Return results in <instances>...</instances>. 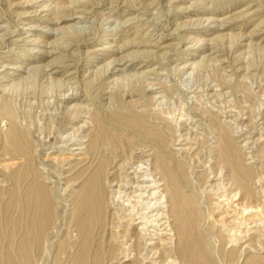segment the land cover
<instances>
[{"label": "rangeland", "instance_id": "obj_1", "mask_svg": "<svg viewBox=\"0 0 264 264\" xmlns=\"http://www.w3.org/2000/svg\"><path fill=\"white\" fill-rule=\"evenodd\" d=\"M116 113H144L156 132L164 127L181 136L171 149L168 142V152L185 149L184 180L199 201H206V189L227 199L231 186L229 197L251 190L264 205V0H0L1 260L13 249L18 264H27L20 248L28 238L33 264H134L116 262L130 236L121 206L108 203L107 225H93L89 242L79 228L86 214L81 199L98 168L117 171L121 180L122 166L142 144L155 147L116 123ZM99 124L125 147L104 140L91 154L84 150ZM70 135H80V145ZM134 160L144 172L139 161L147 157ZM237 164L249 173L243 184ZM218 174L220 180L210 178ZM37 179L55 211L53 227L39 241L28 215L19 220L11 212V219L6 210L13 192H28ZM202 227L217 264L264 258V251L228 253L215 241L209 217ZM114 243V251L100 254ZM149 247L143 256L159 250ZM160 264L189 262L170 256Z\"/></svg>", "mask_w": 264, "mask_h": 264}, {"label": "bare ground", "instance_id": "obj_2", "mask_svg": "<svg viewBox=\"0 0 264 264\" xmlns=\"http://www.w3.org/2000/svg\"><path fill=\"white\" fill-rule=\"evenodd\" d=\"M118 71L121 70L117 69ZM56 73L59 74V71ZM115 117L114 121L116 123L134 128L136 133L145 135L142 136L144 142H148L155 147L150 148L142 144L141 148L135 151V155L129 161H125L124 165L122 163L121 169L124 170L122 171L125 173V177L121 180L117 179V171H112V173L108 171L106 173L105 166L98 168L96 174L92 176L81 199V204L86 214L79 225V228L87 236L88 242L93 235V225L97 224L102 228L107 225L105 209H107L109 203L110 205H119L123 208L124 216L121 217V223L127 226L130 233V236L124 237L123 241L121 240L122 242L119 240L123 243L124 248L116 257L117 263L130 261L134 264H148L149 262L160 264L167 257L177 256L188 261L189 264H217L212 258L207 232L202 227V222H204L206 217H209V220L212 221L213 230L211 229V231L215 236V241L217 240L218 245L221 247L226 246V249L228 247V253L241 252L242 255L248 257L251 254L259 255V253L264 251V243L261 244V240L264 237V205L254 202L255 194L253 191H240L234 196L232 194L231 196L233 197H229L232 192H235V190L231 191L232 188L230 186L228 189L230 193L228 198L225 199L226 197L224 198V196L226 194H223L224 196L220 195L221 191L219 193L218 190L217 192H212L206 189L204 190L206 195H203L206 197V201L201 202L202 199L199 201V193L193 189L194 185L192 186L191 182L184 180L187 175L185 164L183 163L185 160L182 157L185 149H175L177 152L175 154L168 152V142L172 141V145L169 144L171 149L174 144L182 143L181 136H177L178 134L174 135L170 130L163 129L164 127L161 129L162 132H156V127L147 124L144 113L141 116L135 113H116ZM72 120L75 122L78 118ZM86 127L83 126L82 128ZM97 130L93 137L88 138L91 142L84 148V150L88 149L89 154L98 149L104 140L112 141L117 150L125 147V142L121 144L102 124L98 125ZM169 134L173 135L174 138L169 140ZM72 136L70 135L68 137L69 140H67L74 141L76 145L81 143L79 140L80 135ZM12 139H14V136H12ZM127 140L128 144L134 143L130 138ZM186 144L189 143L187 142ZM223 150L224 160L229 161L232 148L228 138L224 140ZM147 151L151 153H146ZM141 156L147 157V160L139 161L146 166L144 172H141L140 169L138 170V165L134 160ZM128 166L134 167L135 170L129 172ZM112 168H118L117 164ZM236 169L238 179L243 184L241 177L249 173L238 164ZM212 175H210L212 180L219 178V174L213 177ZM130 182H133V184ZM209 186L212 187L213 185ZM116 187L118 191L114 190ZM25 192L21 187L17 188L13 192L11 203L6 210L10 216L14 213L17 219L19 217V220L23 215H28L30 218L29 226L33 231H36L39 241L46 237L53 227L55 219L53 198L46 186L39 182L38 179L33 182L28 192ZM115 194H119L117 200L115 199ZM238 195H241L242 201H239L240 197ZM128 206H131L129 207L130 209L127 208ZM117 226L119 227L120 225L117 224ZM154 235L160 238L157 239L158 237L156 238ZM148 239L152 240V242L148 243ZM30 245V240L25 238L20 248L22 258H25L27 264H33V259L29 255ZM116 246L117 244L114 243L110 248L101 250L100 254L106 251H114ZM149 246H158L159 250L155 253L156 255L143 256L142 252L144 250L147 251L150 248ZM1 253L2 249L0 246V264L20 263L18 259L14 258L15 250H9L5 260H1ZM85 256L86 252L84 249L78 259L84 261ZM123 259L125 261H122ZM238 264H264V258H259V256L249 257Z\"/></svg>", "mask_w": 264, "mask_h": 264}]
</instances>
